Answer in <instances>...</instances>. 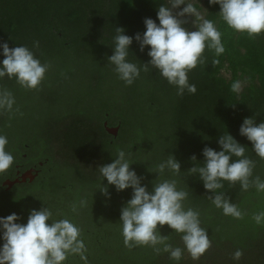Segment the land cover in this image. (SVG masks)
<instances>
[{"label": "trees", "instance_id": "1", "mask_svg": "<svg viewBox=\"0 0 264 264\" xmlns=\"http://www.w3.org/2000/svg\"><path fill=\"white\" fill-rule=\"evenodd\" d=\"M160 4H167V0H0V43L7 42L9 48L26 46L42 64L50 65L35 90L5 76L0 90L10 91L24 105L34 98L38 102L33 109L22 110L20 129L14 112L3 113L0 135L8 139L6 151L15 145L20 146L15 151L20 156L27 153L32 163L49 159L48 173L53 178L46 188L58 191L70 179L80 182L87 173L83 169L92 167L100 176L95 187L100 189L103 182L109 188L98 167L111 163L117 151L123 150L130 154L132 169L144 178L142 184L149 191L152 182L177 181L178 190L188 193L184 208L199 213L200 226L211 245L229 258L234 257L229 254L241 251L239 264H264V223L258 225L253 220L254 215L264 212V192L254 186L245 191L239 182L221 181L223 187L211 194L198 174L188 172L203 161L204 147L219 151L218 137L230 133L246 146L245 156L255 162L250 181L256 177L264 181V159L239 135L244 118L264 122V33L250 37L234 31L218 15L219 6H210L205 0L201 12L221 32L225 51L217 56L206 46L204 63L188 73L197 92L185 91L178 96L177 89L151 66L128 86L107 60L112 55L115 28H124L128 36L142 34L144 19L155 20ZM194 22L186 27L195 30L194 24L200 21ZM35 42L38 47L33 46ZM147 51L141 53L134 40L128 59L141 66L149 60ZM235 81L247 85L239 93L233 92ZM106 123L120 128L117 138L107 132ZM169 154L180 162L181 172L173 175L165 170L157 179L156 167ZM193 155L200 162L191 161ZM29 192L28 187L20 189L21 210ZM218 194L230 199L242 217L226 216L217 209L211 197ZM160 231L168 244L182 249L181 260H171L163 251L157 254L149 246L123 247L124 251L132 250L133 264L187 263L182 234L167 225ZM106 249H102L103 255H107Z\"/></svg>", "mask_w": 264, "mask_h": 264}, {"label": "clouds", "instance_id": "2", "mask_svg": "<svg viewBox=\"0 0 264 264\" xmlns=\"http://www.w3.org/2000/svg\"><path fill=\"white\" fill-rule=\"evenodd\" d=\"M208 3L219 6L218 15L234 31L247 33L250 37L264 33V0H208ZM194 21L200 22L194 24L195 30H189L186 25ZM143 24L145 31L136 33L134 37L126 35L122 27L115 28L112 55L107 60L114 66L118 78L131 86L140 77L141 71L146 72L151 66L177 89L178 96H183L185 91L194 95L197 88L189 83L188 73L198 63H204L206 46L214 50L217 56L225 51L221 32L215 23L201 16L196 6L188 0H167V4L159 5L156 19L145 18ZM134 40L141 53L148 49L149 60L141 66L128 59ZM33 46L38 47V42ZM0 56L3 57L0 59V79L5 76L14 78L28 90L40 86L50 67L47 63L42 64L26 46L9 48L7 42L0 43ZM240 90V82H233L232 91L239 93ZM14 104L13 94L0 90V112H12ZM239 135L251 143L252 150L260 159H264V122L257 123L252 117L244 118ZM7 144V137L0 135V174L6 173L14 163L13 155L6 151ZM217 144L219 151L207 146L203 148L202 162L193 155L191 161L200 163L188 170L190 174L199 175L206 192L214 194L221 189V181L232 184L239 182L245 191L254 186L258 192H264V181L259 177L250 181L255 162L245 156L246 146L230 133L220 135ZM131 165L130 154L118 150L111 163L98 167L108 186H114L117 192L132 190L131 199L120 210L125 246H149L157 254L163 251L169 254L171 260L179 262L182 249L168 244L167 236L160 231L167 225L173 232L182 234L184 250L193 260H198L211 244L206 230L200 226L199 213L184 208L183 202L188 193L178 190L175 179L152 182L149 191L147 185L142 184L144 178L138 176ZM165 170L173 175L181 172V164L173 154L157 165V179ZM99 191L106 199L111 198L103 182ZM211 198L213 205L221 209L224 215L237 219L242 217L241 210L223 194L212 195ZM72 211H76L75 205ZM52 216V211L43 206L39 210L31 209L26 223L18 222L22 217L17 213L0 217V264H65L70 255L78 256L83 264H87V249L80 238L81 230L69 219L53 220ZM253 220L258 225L264 223V212L254 215ZM241 256L242 252L238 250L233 259L239 260Z\"/></svg>", "mask_w": 264, "mask_h": 264}, {"label": "flooded vegetation", "instance_id": "3", "mask_svg": "<svg viewBox=\"0 0 264 264\" xmlns=\"http://www.w3.org/2000/svg\"><path fill=\"white\" fill-rule=\"evenodd\" d=\"M0 59H3L2 56ZM4 81L5 77L0 79V88ZM33 101L24 105L19 97L15 98L12 112L15 117L17 116L18 129L21 127L22 110L27 107L33 109L38 105L35 98ZM4 112H0V121L1 117L3 120L5 116ZM108 128L120 130L119 127L108 126ZM23 146L25 150H29L28 144ZM17 148L19 149L20 146L13 145L12 151L8 150L14 157V163L6 173L0 174V217L17 213L22 217L18 222L26 223L31 209L39 210L46 206L52 211L53 220L69 219L81 230L80 238L83 239L87 249V264H133L135 258L132 250L127 248H125L127 251L123 250L125 243L120 222V210L131 199V191L127 189L117 192L114 186H110L108 189L111 198L106 199L95 187L94 181L100 176L94 173L93 167L83 169L87 173H83L80 182L70 179L62 184L61 190L47 189V183L53 178L48 173L51 171L49 159L32 163L28 154L23 153L20 156V152L15 151ZM29 172L33 173V178L26 177ZM55 178L60 179L57 176ZM21 187L30 189L29 196L24 200L23 210H21ZM81 201L84 203L81 204ZM73 205L76 206L75 212L72 211ZM105 247H107V255L102 253ZM185 262L190 264L186 260ZM65 264H83V262L78 256L70 255ZM216 264H225V262L221 259Z\"/></svg>", "mask_w": 264, "mask_h": 264}, {"label": "rangeland", "instance_id": "4", "mask_svg": "<svg viewBox=\"0 0 264 264\" xmlns=\"http://www.w3.org/2000/svg\"><path fill=\"white\" fill-rule=\"evenodd\" d=\"M205 0H188V2L193 3L198 12L201 16H203V13L201 12V8L203 7V3ZM195 23V22H194ZM226 76H229L226 73ZM247 85L246 82L241 83V90ZM217 252H221V250L217 249L213 245L210 246V248L206 251L204 255H202L198 260H193L190 256V254L186 251L184 254V258L186 261H188L190 264H215L218 260L224 259V262L226 264H239L238 260H235L233 258H229L231 256H228L225 252H221L219 254H216ZM234 255V254H229ZM228 258V259H227Z\"/></svg>", "mask_w": 264, "mask_h": 264}, {"label": "water", "instance_id": "5", "mask_svg": "<svg viewBox=\"0 0 264 264\" xmlns=\"http://www.w3.org/2000/svg\"><path fill=\"white\" fill-rule=\"evenodd\" d=\"M105 126H106V130H107V132H108L110 135H113L114 137H117L118 132H119V129H118V128H117V129H111V128H108L107 123L105 124ZM26 177H27V178H33V173H32V172L27 173V174H26Z\"/></svg>", "mask_w": 264, "mask_h": 264}]
</instances>
